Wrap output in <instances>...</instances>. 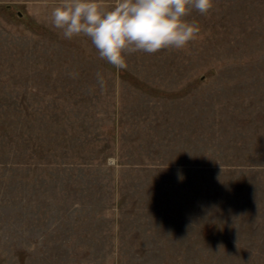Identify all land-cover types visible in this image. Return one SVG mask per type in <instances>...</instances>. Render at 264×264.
<instances>
[{
	"label": "rangeland",
	"instance_id": "1",
	"mask_svg": "<svg viewBox=\"0 0 264 264\" xmlns=\"http://www.w3.org/2000/svg\"><path fill=\"white\" fill-rule=\"evenodd\" d=\"M57 3L0 0V264H264V0L119 71Z\"/></svg>",
	"mask_w": 264,
	"mask_h": 264
},
{
	"label": "clouds",
	"instance_id": "2",
	"mask_svg": "<svg viewBox=\"0 0 264 264\" xmlns=\"http://www.w3.org/2000/svg\"><path fill=\"white\" fill-rule=\"evenodd\" d=\"M214 6L215 0H58L48 20L63 39L86 38L119 71L133 54L186 48L200 31L188 17L193 11L206 16ZM95 77L103 88V74Z\"/></svg>",
	"mask_w": 264,
	"mask_h": 264
},
{
	"label": "trees",
	"instance_id": "3",
	"mask_svg": "<svg viewBox=\"0 0 264 264\" xmlns=\"http://www.w3.org/2000/svg\"><path fill=\"white\" fill-rule=\"evenodd\" d=\"M5 7H7V8H10V6H9V5H7V6H5Z\"/></svg>",
	"mask_w": 264,
	"mask_h": 264
}]
</instances>
